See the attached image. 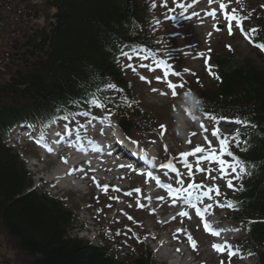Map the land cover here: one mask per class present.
<instances>
[{"label":"trees","instance_id":"16d2710c","mask_svg":"<svg viewBox=\"0 0 264 264\" xmlns=\"http://www.w3.org/2000/svg\"><path fill=\"white\" fill-rule=\"evenodd\" d=\"M49 6L54 13L47 29L24 37L25 71L0 85V224L28 258L25 264H160L150 251L121 260L106 247L72 236L73 214L58 199L32 189L18 155L5 146L4 135L18 122L79 100L89 106L96 93L107 100L109 83L130 94L117 65L121 50L150 44L141 29L147 0H50ZM212 67L219 77L216 87L195 93L204 109L242 116L255 126L240 133L243 145L235 152L251 175L239 181L231 202L264 264V66L235 54L214 58ZM136 116L140 124L147 120Z\"/></svg>","mask_w":264,"mask_h":264},{"label":"rangeland","instance_id":"374dc122","mask_svg":"<svg viewBox=\"0 0 264 264\" xmlns=\"http://www.w3.org/2000/svg\"><path fill=\"white\" fill-rule=\"evenodd\" d=\"M46 1L47 0H0V84H5L8 79L16 74L15 70H21L24 64V61L17 60V54L14 55L16 53L14 51L16 47L13 42L15 40H20V43H23L25 39L24 34L27 35L28 33H33L34 30L46 29L48 27L52 11L45 6ZM151 2L153 5L152 13L154 18L152 17L148 25V30L149 32L154 31L151 35L157 42H162V46L166 45V47L170 49L166 60L162 57L159 58L160 55L158 53V55L152 54V56L144 61L137 57H134L131 61L126 57L121 59V68L126 72L127 80L132 84V92L134 96L138 98L139 108H142L149 117L151 116V118L154 119L152 124L155 131H157L155 134L149 135L148 140L145 141L144 139L138 138V133H136L132 127L130 129V138L136 142L135 144L138 147L146 149L147 152L165 154L166 156H169V154L166 153H173L179 157L180 153L191 150L195 145L199 144L205 147L206 145L203 143V137H199L197 140L192 137V143L189 144V136L192 132H189L186 136L181 138L173 131L171 113L175 110L174 106L181 97L179 95V88L176 89L177 95L173 97L166 83L157 82V77H159L161 81L163 80V72L160 69L155 71L148 70L149 67L155 68L153 60H164L171 65L173 71H178L180 73V78L169 77L172 83L180 85L181 82L186 80H199L200 84L203 86L202 88L213 90L216 84L214 79L208 74L209 72L205 65V59L208 60L209 57L230 56L232 54H244L247 55L249 59L254 60L258 66L261 65L260 67H262V62L258 55L261 50L245 39L240 30L235 27V21L233 22V34L229 35L227 22L224 20V16L219 10L218 3H213L209 6L207 0H152ZM224 2L228 5V12L235 9L236 15L240 11L242 15L246 16L242 19V24L243 27L246 28V31L248 24L253 22L256 24L261 18L264 19V0H224ZM165 3L167 7H165ZM177 3L186 6L191 5V7L181 9L176 7ZM42 9H45V11L43 12ZM213 9L217 12V18L215 20L206 15L207 11ZM197 13L199 15H197ZM214 25L221 26L222 30L217 31ZM228 46L231 47V50H229ZM128 51L130 52V50L126 52ZM201 53L204 54L203 57L200 56ZM141 55H144V53H141ZM129 64L135 66V72L128 67ZM141 64L146 65V67H141ZM185 69L188 71H185ZM192 73H194V75ZM140 76H144L146 79L142 81ZM153 89L157 91L153 92ZM161 93H164V95H161ZM98 114L103 113L99 111ZM130 118L136 121L135 116H131ZM89 121V119L82 117L76 118V116L73 115L72 118L68 120L67 124L77 127L84 126ZM161 125H164L168 130L167 136H158V133L161 132ZM190 128H192L191 124ZM162 143L164 145L163 150L158 149V147H161ZM21 153L28 163L29 156L35 155L36 153L35 146L30 144L26 149H21ZM168 156L167 159H169ZM45 167H47L48 172L52 169L50 165H45ZM203 167L213 168L214 165L203 163ZM27 168L33 173V169L29 164H27ZM180 172L185 180V184L189 183L190 179L188 175L183 174L187 172L184 169ZM211 175L216 176L217 179L212 180L210 176L204 172H195L192 179L195 182L201 179L208 184V187H211L213 184L219 185L222 193L221 196L224 198L232 194L231 189L227 187L226 183L219 179L218 171H213ZM30 178L35 183V188H37V186L45 188L46 179L42 180L41 176ZM143 182V179H139L138 181L136 178L134 180L133 178H129L118 184L113 183L114 185L108 188L107 193L101 189L99 192L101 195L98 193L97 196L96 193H92L89 197H82L81 195L73 196L70 193L64 195L63 193L56 192L53 188L47 189V191L50 192L52 196L59 198L63 197L66 208L76 215L77 220L71 232L72 236L84 239L93 244H105V241L109 242L117 237L125 238V241L122 240V242H124L123 254H129L132 255V257L142 250L143 247L139 248V246L144 242V247L146 245L150 246L151 251L162 263L182 264L179 259L163 258L162 251L164 249L167 250V252L171 249V253L179 256L176 249L178 246H174L173 248H161V242L163 241L170 244L177 241V238H174L171 234V229H173V225L181 224H178L181 219H177L174 222H170L167 226H163L164 223L160 222L163 220L156 218L158 213L157 209H154L155 213L153 214L152 210L146 208L147 205L143 202L144 199L142 197H145L146 192H144L142 187L138 186ZM125 188L126 192L136 188H140L142 191L140 194L133 192L132 196H125V192L113 191V189H119L120 191ZM137 200L144 204L145 208L137 207ZM129 205L132 206L129 207ZM158 206L159 205H157V207ZM115 208L117 211L114 214L113 211ZM218 209L219 210L215 211H220V216L225 215V213H227V216L230 215V213L224 212L222 210L223 208ZM226 209L227 208L224 207V210ZM125 211L126 215H122ZM128 216L133 217V220L130 221L127 218ZM165 221L166 220H164V222ZM183 221L182 224L184 225L185 222ZM190 225L194 234L193 237L197 240L198 245H200V249L185 255L190 261V263L186 264H198L199 262H201V264L202 262H205V264H212L208 255L210 247V245H208L210 242L209 237H206L203 232L198 230V226L195 228L192 224ZM233 225L235 226V224ZM169 227H171L170 231L168 230ZM129 229H131V231H129ZM236 230L239 235L238 237L243 239V231L241 229ZM117 232L121 234L116 235ZM238 246L240 250L243 249V245ZM242 256V258H234L232 261L226 260L225 264L256 263L254 257L252 255L249 256L247 251L242 252ZM169 261L170 263H168ZM27 262L28 258L21 253L16 242L8 236L0 224V264H25ZM183 264H185V261ZM215 264H217V262H215Z\"/></svg>","mask_w":264,"mask_h":264},{"label":"snow or ice","instance_id":"6c2138e0","mask_svg":"<svg viewBox=\"0 0 264 264\" xmlns=\"http://www.w3.org/2000/svg\"><path fill=\"white\" fill-rule=\"evenodd\" d=\"M208 5L211 6L213 3H218L219 10L224 16V20L227 22L228 26V32L229 35L233 34V22L235 21V27L238 28L242 35H244L245 39L249 41V43L253 44V46L259 48L261 51H264V42L257 43L255 41V37L259 32V29L253 28L248 31H245L242 24L241 17H238L235 12V9H232L231 12L227 11L228 5L224 2V0H207ZM155 7V5H154ZM165 7H167V4L165 3ZM176 7H179L181 9H185L186 7H191V5H183V4H176ZM197 15H199L197 13ZM206 15L213 18L214 20L217 18V12L216 10H210L206 12ZM214 28H217V30L220 29L217 25H214ZM229 47V50H231V47ZM141 53H144V55H141ZM122 56L126 57L129 61H131L134 57L139 58L140 60L144 61L147 60L150 56H152V53L150 51H147L144 48L139 49V51L133 47L130 52H123ZM201 57L204 56L203 53L200 54ZM153 63L155 65V68L149 67V71H155L157 69L162 70L163 72V80L159 77H157V82H163L167 84V87L171 90L172 96L175 97L177 95L176 89L184 87L183 84L177 85L171 82L169 77H177L180 78V73L178 71H173L171 68V65L167 63L164 60H153ZM205 65L208 68L209 73L211 74L212 70L211 67L208 64V60L205 59ZM129 68L132 69L133 72L136 71V68L134 65L129 64ZM141 67H146V65L141 64ZM185 71H188L185 69ZM194 75V73H192ZM216 79H219V77H214ZM140 79L143 81L146 78L144 76H140ZM106 87L108 89L112 90H118L117 86L115 84H107ZM153 92H156V89L152 90ZM186 95H189L190 93H185ZM161 95H164V93H161ZM111 101L107 102H101L98 98L95 96L92 100L89 101L90 105L104 110L107 108V103H110ZM124 103L127 104L129 107H131V104L127 101V99L124 100ZM187 111V110H185ZM111 110H108V115L105 117V119L108 121L109 126H111ZM80 115L84 116H90L91 114L88 112L80 113ZM208 120L212 122V128L209 130L208 127H206L205 124H200L201 132L204 134L203 138L205 141V146L202 145H195L194 148H192L189 151H184L179 154V161L183 165V167L187 170V175L191 182L187 183L185 186V180L181 174V172L178 170L177 166L171 159L167 160V162L162 163L159 165L160 169L165 170L163 172V175L165 177L168 176L169 172L175 173L174 177V183L178 185V187H174L171 183H162L160 176L153 175V173L149 172L147 173L148 178L153 180L155 182L156 186L163 187L166 189L167 193L173 197L172 203L175 204L177 200H180L181 203L188 208H192L195 210V215L200 218V220L203 222L204 230L206 232H209L213 237H219L221 235L220 230L215 229L212 224L207 220V217H210L213 215V212L211 209H213V203L206 202L205 198H207V201H213V196L211 193H214L215 196L219 197L222 195L219 185L213 184L211 187H208L204 184L196 183L192 178L194 176L193 171V164L189 163L190 158L196 159V166H195V172H204L210 176L212 180L217 179L216 176H212L211 173L213 171H218L219 173V179L223 180L227 187L233 190L235 189V185L233 181H241L245 175H251V173L248 170V166L245 161L237 157L233 154V151L231 150V144L235 143L237 146L240 145V133L237 131L232 135H224L221 132V129L216 126L215 122L217 121V117L212 116L210 114L205 113ZM189 116H191V113H189ZM63 119L67 120V117H64ZM92 119H95V117H92ZM193 121H195V118H192ZM161 136H163L164 132L166 131L165 126L161 125ZM209 132L210 136L216 141V144H213L212 139H209ZM190 136L194 137L196 136L195 132L190 133ZM43 137H41L39 140H37V144L41 143V140ZM133 143H136L133 141ZM189 144L192 143L191 140L188 141ZM218 145V147H217ZM246 150V149H245ZM48 152L51 153L52 149L48 148ZM230 158V159H226ZM144 159H147V156L144 155ZM63 163L67 164L68 161L66 159L63 160ZM208 163L211 165H214L213 168H203L201 167V164ZM123 167V166H122ZM131 169V165H128ZM72 171H75L73 169ZM79 171L83 172L84 169H80ZM93 182L96 184L97 187L101 188L105 193L108 191L107 185H101L99 181H96L93 177ZM242 188V186H241ZM113 191H119V189H113ZM140 188L133 189L132 191L125 192V196H132L133 192L140 194L141 193ZM147 199L150 201L151 197H147ZM158 199L163 200V197H158ZM204 205V207H199L198 203ZM137 207L144 208L145 205L140 203L139 200L136 201ZM132 205H129L131 207ZM110 207V205H109ZM215 207L217 208H224L227 207L232 210H237L235 204H233L231 201H215ZM152 213H155V210H152ZM178 216L181 217V222L183 221V218L187 217L188 219H191V216H189V213L187 211H180L178 213ZM130 221L133 220V217L128 216L127 217ZM172 220H175L176 217H171ZM161 223H164V221H160ZM131 231V229H129ZM186 232L185 229L178 228L176 230V233L173 234L174 238H179L177 236V233ZM121 233L117 232L116 235H120ZM154 238V237H153ZM186 239L192 249L195 251L197 250V241L193 238L191 233H187ZM212 248L215 252L218 254L223 255L224 253L227 254L229 259L235 255H237V252L233 250V247L225 241L224 243H213ZM179 251V249H177ZM220 264H225L224 260H221Z\"/></svg>","mask_w":264,"mask_h":264},{"label":"clouds","instance_id":"9594fccd","mask_svg":"<svg viewBox=\"0 0 264 264\" xmlns=\"http://www.w3.org/2000/svg\"><path fill=\"white\" fill-rule=\"evenodd\" d=\"M186 93L190 94L186 95L184 93L181 95L176 103V109L171 113L173 131L181 138L191 131L190 121L193 120L192 118L198 120L204 109V102L201 98L193 92ZM189 113H191V116H189Z\"/></svg>","mask_w":264,"mask_h":264},{"label":"bare ground","instance_id":"6f19581e","mask_svg":"<svg viewBox=\"0 0 264 264\" xmlns=\"http://www.w3.org/2000/svg\"><path fill=\"white\" fill-rule=\"evenodd\" d=\"M83 137H87V135L84 134ZM113 153H115V152H113ZM76 155H77V152H73V150L70 147L66 148V146L63 148V151L60 154V159H61L60 165H61V167H60L59 172L57 174H58L59 179L62 180L64 183L68 182L71 177H75V179H79V180L84 181V176L81 175V173H80L81 171H79L80 170L79 167L76 165H71V161H72L73 157L77 158ZM114 155L115 154H113L112 159L116 158V156H114ZM64 159H66L68 161L67 164L63 163ZM103 159L104 160H102V162H105V158H103ZM74 160H76V159H74ZM120 163H121V160H116V161L109 163V164L104 163V165L101 168H99V170L103 174L109 176V175H112L115 173L124 172V170L129 168L127 166H123V167L120 166ZM73 169H75V171H72ZM91 172L92 173L90 175L97 174V172L94 170H92ZM98 180L102 181L101 178H99ZM52 185H54V183H52Z\"/></svg>","mask_w":264,"mask_h":264}]
</instances>
